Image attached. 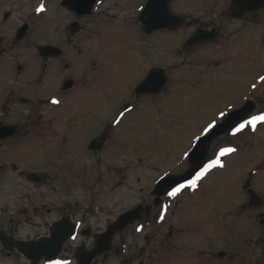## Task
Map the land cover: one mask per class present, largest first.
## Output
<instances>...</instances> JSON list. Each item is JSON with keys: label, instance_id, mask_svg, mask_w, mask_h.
Instances as JSON below:
<instances>
[{"label": "rangeland", "instance_id": "374dc122", "mask_svg": "<svg viewBox=\"0 0 264 264\" xmlns=\"http://www.w3.org/2000/svg\"><path fill=\"white\" fill-rule=\"evenodd\" d=\"M145 2L99 0L92 14L78 18L61 6V0H0V43L5 48L0 77L37 74L40 63L34 43L64 44L73 68L64 72L63 62L54 61L55 82L44 94L59 103L41 106L43 119L35 131L34 168L54 177L36 183L11 172L9 180H2L5 187L0 186V207L17 215L14 201L27 193L24 188L37 194V215H44L15 229L22 239L47 233L63 211H72L79 222L77 234L57 259L69 264H76L77 246L93 243V235L81 234L83 228L103 231L138 202L146 206L142 220L117 234L111 251L92 264H264V228L256 211L248 208L246 193L249 184L264 196V124L215 141L209 158L222 147H235L236 152L223 157L224 167L211 170L197 189L156 202L149 193L161 177L187 169L184 153L208 122L221 120L219 111L227 113L252 99L253 115L264 112V82L259 80L264 76V8L257 10L256 19L240 20L229 15L231 0H172L170 9L191 18L192 24L146 35L137 20ZM41 5L44 11L37 12ZM76 19L80 31L70 36L69 25ZM23 23L29 29L19 40ZM213 26L219 30L218 38L183 47L196 27ZM17 63L24 71H16ZM153 66L165 68L168 83L159 94L134 95L135 85ZM69 76L76 79V87L60 94L66 88L55 84ZM126 103L130 111L121 110ZM54 108L63 121L69 114L85 113L99 117L101 123L95 130L81 127L76 136L72 134L85 146L64 149L61 131L70 135L67 127L46 126L47 110ZM120 110L124 116L115 123ZM104 128L105 146L88 150V141ZM8 227L0 220V228ZM0 264L28 261L18 254H0Z\"/></svg>", "mask_w": 264, "mask_h": 264}, {"label": "flooded vegetation", "instance_id": "af4514ba", "mask_svg": "<svg viewBox=\"0 0 264 264\" xmlns=\"http://www.w3.org/2000/svg\"><path fill=\"white\" fill-rule=\"evenodd\" d=\"M257 15V11L245 12L239 19L252 20L253 18L256 19ZM8 18L9 17H7V14L4 13L3 19L6 20ZM190 20L192 21V19ZM252 24L257 25L258 22H252ZM69 31L70 30L68 28V32ZM17 37L19 38V32ZM0 42H3L2 36H0ZM42 44H51L57 46L58 51L48 52L44 49H40V45ZM33 47L37 52L36 61L40 63V71L37 74H34L30 77L23 75V78L18 76H15L14 78H11L12 76L7 78L0 77V99H2V102L0 103V186L2 187H5L6 185L5 182H2V180H9L8 176L11 172L15 173L17 177L29 181L40 179L42 182L45 179L54 177L51 173H46L45 175L34 168L38 157V150L36 149L37 144H35L38 141L35 139L37 134L35 131L37 130L39 122L43 119V110L41 106L48 103L51 104V100L56 99L55 97L51 98L46 96L47 94H44L52 91V85L55 82V80L53 81V74L57 69L54 68V61L60 60L63 62L62 67L64 72L66 70L70 72L73 70V68L72 64L66 60L68 50L67 46L64 44L56 45L47 42L34 43ZM4 55L5 48L0 43V60H2ZM15 67L18 73L24 71V66L20 63H17ZM73 78L74 77L72 76H69V78H64L65 80H72L71 87L64 90L62 87L64 86V79L59 82L56 81L57 83L55 84V87L58 84L60 89L63 90L60 94L67 93L76 87V79ZM57 96L60 95L57 94ZM47 112V128L50 130H55L53 127L57 128L58 125V128L67 127L66 129L70 133L69 135L66 131H61L64 132L62 135L64 137L63 141L65 142L63 144L64 149L67 147L73 148L83 145L84 140H81V138L79 140L73 139L77 135L76 132H79L81 127H88L90 130H95L101 123V119L99 117H91L85 113L69 114L71 117L67 115L65 121H63L62 117L56 113V108L47 110ZM32 118L35 120L34 122H31ZM52 132L55 134L54 137L58 135L57 131ZM72 134L75 136H72ZM69 137H71V139ZM107 137L108 134H106V136L103 138L105 144L107 143ZM90 142L91 139L88 141V145H90ZM88 145H86L88 150L94 151L89 149ZM83 146H85V144ZM13 147L18 148L13 149ZM19 155L20 158H18ZM71 164H75V162L72 161ZM24 191L27 193H22L21 196H18L17 201H14V208L19 209L17 215L10 214L9 209L5 206L0 207V220L7 221L9 223L8 229L6 231L3 229L4 235H10L11 228H13L15 235L16 228L22 225H31L34 216L36 218V216L44 215H37V194L34 193L33 189L26 187L24 188ZM15 203H17V205H15ZM28 204L32 207V211L29 210ZM31 212L33 213L32 215ZM0 254L20 255L16 250L13 252L6 251L2 247L1 243Z\"/></svg>", "mask_w": 264, "mask_h": 264}, {"label": "water", "instance_id": "95a60500", "mask_svg": "<svg viewBox=\"0 0 264 264\" xmlns=\"http://www.w3.org/2000/svg\"><path fill=\"white\" fill-rule=\"evenodd\" d=\"M97 0H62L61 5L67 9L73 11L78 16L90 14L93 10ZM171 0H147L145 5L140 9L137 14V18L141 23L142 29L149 33L157 29H175L185 23L186 18L181 15L174 14L169 3ZM264 6V0H232L231 15L233 17L240 16L243 11H250L258 9ZM76 21L70 25L72 31L77 30ZM28 24L24 23L20 29V36L27 29ZM218 35L216 28L202 29L198 28L187 39L184 47L187 48L198 42L212 40ZM48 52H56L58 49L53 46H42ZM167 73L164 68L152 67L147 76L136 86L135 93L137 95L143 93H159L167 83ZM70 80H67L65 86ZM255 107V102L249 99L243 106L238 109L232 110L228 113L223 122H219L218 127L212 132L207 139H203L202 142H195V145L190 150V154L195 150V155L188 157L189 166L186 171L179 174H169L159 179L154 189L151 191V195L160 197L165 195V189L174 183L175 180L181 177H188L189 173L199 161L200 158L207 159L210 147L213 140L230 131V126L234 124L240 116H245L251 113ZM99 137L94 138L91 144H98ZM101 144V143H100ZM99 144V145H100ZM98 145V146H99ZM248 192L252 197H256V193L253 189L249 188ZM257 205L262 204V200L258 198ZM144 206L142 203L137 204L133 208L121 213L116 220L109 223L106 230L95 235V242L92 247L81 246L76 249V262L77 264H91L92 260L101 253H106L111 249L114 235L117 232L123 231L128 225L134 223L136 220L142 218ZM76 223L71 220L68 212H65L63 216L55 221L49 228L50 236L40 237L36 240H15L12 237H4L3 232L0 235V241L3 247L9 251H13L14 248L22 253L29 260V264H39L41 260L56 259L59 253L63 249L65 241L76 232Z\"/></svg>", "mask_w": 264, "mask_h": 264}, {"label": "snow or ice", "instance_id": "6c2138e0", "mask_svg": "<svg viewBox=\"0 0 264 264\" xmlns=\"http://www.w3.org/2000/svg\"><path fill=\"white\" fill-rule=\"evenodd\" d=\"M37 12L44 11L43 5L36 9ZM259 80L264 82V76H260ZM253 88L256 87L255 84L252 85ZM52 104H58L59 101L56 99L51 100ZM125 111H130V109H125ZM228 115V113L224 111H219V117L223 122V119ZM124 116V112H120L117 118H114L115 123H119L120 118ZM264 124V112L253 115L252 113H248L245 116H240L238 120L234 122L233 125L230 126L231 135L235 136L237 133H241L246 127H251L253 131H255L257 124ZM218 127L217 122L213 119L211 122H208L206 126L202 128V131L198 136L195 137L196 141L202 142L203 139H207V137L215 131ZM236 152L235 147H222L219 149V152L216 154L215 158H200L197 163H195L192 172L189 173L188 177H181L174 181L172 185L165 189L164 194L168 197H176L181 193L182 190L190 188L197 189L198 182L202 181L203 178L213 169L215 168H223L224 164L222 163V158L226 155L232 154ZM190 155H195V150L192 154L185 152L184 156L189 157ZM167 205H165L162 209V213L159 216V219L162 221L164 219L163 212L167 210ZM136 231H141V228H137ZM75 237H73L74 239ZM47 264H69L67 260H56V259H48Z\"/></svg>", "mask_w": 264, "mask_h": 264}]
</instances>
